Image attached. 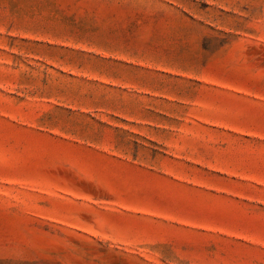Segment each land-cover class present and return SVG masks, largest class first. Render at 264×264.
I'll list each match as a JSON object with an SVG mask.
<instances>
[{"label": "rangeland", "instance_id": "1", "mask_svg": "<svg viewBox=\"0 0 264 264\" xmlns=\"http://www.w3.org/2000/svg\"><path fill=\"white\" fill-rule=\"evenodd\" d=\"M0 264H264V0H0Z\"/></svg>", "mask_w": 264, "mask_h": 264}]
</instances>
